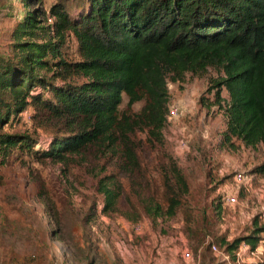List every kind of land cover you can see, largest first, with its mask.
Returning <instances> with one entry per match:
<instances>
[{
  "label": "trees",
  "instance_id": "16d2710c",
  "mask_svg": "<svg viewBox=\"0 0 264 264\" xmlns=\"http://www.w3.org/2000/svg\"><path fill=\"white\" fill-rule=\"evenodd\" d=\"M42 2L23 0L26 15L0 53L2 164L16 150L68 171L75 159L108 156L112 172L98 181L103 215L118 212L126 178L146 216L154 223L173 220L190 191L187 177L172 157L166 163L161 156L151 167L144 155L163 145L168 78L182 82L188 73L205 76L210 69L217 73L207 91L214 99L203 96L201 103L223 113V143L264 145V0H57L48 12L36 9ZM74 10L83 12L74 16ZM73 42L78 58L69 59ZM30 108L59 124L62 132L47 145L3 131ZM251 175L264 176V163ZM129 203L126 217L133 221L136 206ZM222 203L219 197L212 206L218 219ZM260 219L251 234L211 240L207 249L214 244L233 261L242 245L255 252L264 234Z\"/></svg>",
  "mask_w": 264,
  "mask_h": 264
},
{
  "label": "rangeland",
  "instance_id": "374dc122",
  "mask_svg": "<svg viewBox=\"0 0 264 264\" xmlns=\"http://www.w3.org/2000/svg\"><path fill=\"white\" fill-rule=\"evenodd\" d=\"M56 2L43 0L35 7L48 12ZM26 12L23 0H0V53L7 50L12 30ZM73 12L79 16L83 10ZM77 51L76 42L69 45V59L78 58ZM216 77L210 69L205 76L188 73L182 82L168 78L171 103L163 145L156 150L148 147L144 155L151 167L172 157L187 177L190 191L175 219L154 223L126 178L118 212L103 215L98 181L112 172L108 156L75 159L68 171L64 164L38 162L16 150L3 164L0 158V264H183L187 252L192 254L188 264H229L207 249L208 244L217 243V238L232 242L251 234L257 217L264 224V176L251 175L264 163V145L223 143V113L201 103L203 96L214 99L207 91ZM223 96L228 97L226 91ZM142 107L143 103L136 104L133 111ZM43 118L30 108L3 131L32 135L38 145H47L54 133L62 131L59 124ZM138 137L145 140V134ZM236 173L248 176L250 185L241 189L236 206H229L223 197L235 192L229 188ZM219 197L222 219L212 209ZM130 199L136 206L133 221L126 217L132 212ZM245 254L252 264H264V234L257 250Z\"/></svg>",
  "mask_w": 264,
  "mask_h": 264
},
{
  "label": "built area",
  "instance_id": "2783aa9c",
  "mask_svg": "<svg viewBox=\"0 0 264 264\" xmlns=\"http://www.w3.org/2000/svg\"><path fill=\"white\" fill-rule=\"evenodd\" d=\"M233 177H234L233 178L234 185H232L229 188V190L234 188L235 192H232L231 194H226L225 197H223V201L229 206H236V204L238 203V194L242 190L244 189L246 190L248 185H250L248 181V176H246L244 173H236ZM211 249L213 253L215 254V256L221 258L223 262H227L229 264H252L250 261L246 259L245 251H249V248L246 245H242V247L240 248V251L237 254V259L234 261L231 259L230 255L220 250L216 245L213 244ZM252 255H254V253H252ZM191 257H192V254L190 252H187L185 254V258H184L185 261L183 264H188L189 259ZM248 257L249 259H251V256H248ZM163 264H180V263L169 262V263H163Z\"/></svg>",
  "mask_w": 264,
  "mask_h": 264
},
{
  "label": "crops",
  "instance_id": "0c3cea01",
  "mask_svg": "<svg viewBox=\"0 0 264 264\" xmlns=\"http://www.w3.org/2000/svg\"><path fill=\"white\" fill-rule=\"evenodd\" d=\"M189 263V262H188Z\"/></svg>",
  "mask_w": 264,
  "mask_h": 264
}]
</instances>
